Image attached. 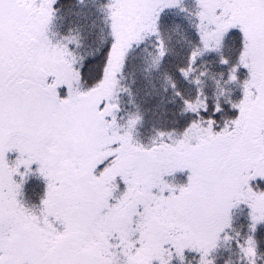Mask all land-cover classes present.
<instances>
[{
  "label": "snow or ice",
  "instance_id": "obj_1",
  "mask_svg": "<svg viewBox=\"0 0 264 264\" xmlns=\"http://www.w3.org/2000/svg\"><path fill=\"white\" fill-rule=\"evenodd\" d=\"M55 4L0 0V264H184L185 251L212 264L232 208L248 209L251 232L264 224V0H196L201 47L178 72L187 80L200 55L238 30L227 82L239 83L241 98L228 101L234 118L218 123L222 106L202 117L208 105L197 89L183 100L195 119L175 138L158 132L151 146L133 140L138 116L123 131L117 124V77L147 36L156 37L153 63L165 55L157 21L180 0H107L111 43L87 89L68 45L48 35ZM177 172L185 184L165 180ZM29 175L44 182L39 214L20 199ZM237 246L255 264L253 237Z\"/></svg>",
  "mask_w": 264,
  "mask_h": 264
},
{
  "label": "trees",
  "instance_id": "obj_2",
  "mask_svg": "<svg viewBox=\"0 0 264 264\" xmlns=\"http://www.w3.org/2000/svg\"><path fill=\"white\" fill-rule=\"evenodd\" d=\"M105 4V0H56L54 5L55 14L49 36L53 42L67 44L73 53L76 67L81 68L82 72L79 82L81 89L90 87L98 77L104 53L111 43L107 14L103 13L106 10ZM98 9L103 10L102 15ZM89 14L92 15L91 19L88 18ZM168 20L167 23H157L159 39L165 51L159 62L153 63L157 55L156 37L147 36L139 45L134 44L128 50L124 66L117 77L119 83L115 103L119 105V122L123 123L131 116H138L139 121L132 134L143 144L151 145L153 140L158 139V132L172 133L173 138L183 132L188 123L195 119L193 113L183 110V100H195L197 89L201 93L200 99L206 98L208 105V112H202V117L211 116L216 103L222 106L223 111L215 117L218 123L234 118L235 110L230 108L228 101L237 102L241 98L239 83L227 82L228 70L235 63L237 54H229L232 51L228 52L226 48H219L222 52L220 56L212 52L200 55L193 64L195 71L187 80L180 75L178 69L187 66L189 54L193 49L201 47L196 30L197 23H182V20L168 23ZM233 44L238 45L234 42ZM229 49L234 50L231 43ZM221 56L229 60L228 65L219 63ZM200 72L205 75L199 76ZM193 77H199L200 83L193 84ZM246 78V71L240 70L238 80L243 81ZM172 83L175 84V89L171 87ZM176 91L181 93L180 97L175 95ZM153 107H162L165 116L155 117L150 114L149 109ZM25 181L32 180L29 178ZM259 187L264 190V184ZM238 243L235 240L231 244L229 242V245L238 248ZM262 246L264 248V240L260 238L255 246L256 255L252 258L255 264H262L264 261ZM241 253L240 250L239 254ZM238 262L248 264L243 253ZM212 264L216 263L213 261Z\"/></svg>",
  "mask_w": 264,
  "mask_h": 264
},
{
  "label": "rangeland",
  "instance_id": "obj_3",
  "mask_svg": "<svg viewBox=\"0 0 264 264\" xmlns=\"http://www.w3.org/2000/svg\"><path fill=\"white\" fill-rule=\"evenodd\" d=\"M107 3V0H105ZM183 8L185 11H181L180 9ZM98 11H100L98 9ZM198 11V8L196 6V0H180V4L178 7L175 8H168L165 9L159 16V19L157 23H167L166 20H168V23H178L180 20L186 19V23H198L196 12ZM103 10L99 12L100 15H102ZM103 13L107 14V10H105ZM91 14L88 15V18L91 19ZM108 20V19H107ZM69 22V20H67ZM107 23H110L109 21ZM49 35V33H48ZM237 35V36H236ZM51 37V36H49ZM240 34L238 33V30H233L231 35H226L225 38L222 41L221 47L227 49V51H232V53H229L231 55H235L239 53L240 50ZM234 43L238 44L235 46ZM239 42V43H238ZM230 43L233 45V49L228 50V46ZM213 54H216V56H220L222 52L220 50L216 52H212ZM235 53V54H234ZM76 66V65H75ZM61 96L65 94L64 90L61 89ZM60 92V93H61ZM117 95V93H116ZM116 100L114 99L113 102ZM150 114H152L155 117H159L162 115L163 117L165 114H163L162 107L161 108H150ZM116 119L117 124L122 126L121 131L126 129L127 127V121L126 122H119L120 116L119 113L116 112ZM133 140L141 145L144 146H151L149 144H143L140 140H138L133 134ZM186 172H177L171 176H166L165 180L171 184L175 185H182L186 183ZM31 178L33 181L24 182L23 185V191L21 194L20 199L24 203V205L30 209H32L36 214H39V208H40V199L43 195L44 190V182L38 175H29L27 179ZM117 184L119 185L117 191L113 193L114 196L119 197L121 192L123 191V185L119 182V178H117ZM26 184V185H25ZM260 186V185H259ZM260 188V187H259ZM231 216V226L229 228H226L223 233L220 234V238L216 243L215 248L210 252L208 259H210L212 262L214 261L216 264H239L238 258L242 256V253L239 254L240 248H233L229 245L232 243V241H237L239 244H243L244 241L249 237L252 236L255 241V246L257 244V241H260V238L264 240V224H259L256 227L255 232H251L249 230V218H248V209L243 205H239L237 207H234L231 209L230 212ZM225 235L229 237V239H224ZM238 237L240 240H238ZM227 243V244H226ZM264 253L263 246L261 247V253ZM185 261L184 263L190 264H197L199 255L197 253L188 252L185 251ZM241 255V256H240ZM173 264H177L176 261L173 262ZM264 264V261L262 262Z\"/></svg>",
  "mask_w": 264,
  "mask_h": 264
},
{
  "label": "flooded vegetation",
  "instance_id": "obj_4",
  "mask_svg": "<svg viewBox=\"0 0 264 264\" xmlns=\"http://www.w3.org/2000/svg\"><path fill=\"white\" fill-rule=\"evenodd\" d=\"M185 20H186V19H183L181 22H182V23H186V21H185Z\"/></svg>",
  "mask_w": 264,
  "mask_h": 264
}]
</instances>
